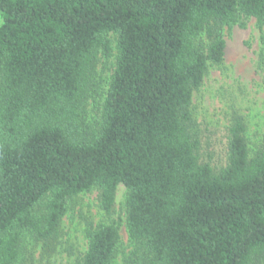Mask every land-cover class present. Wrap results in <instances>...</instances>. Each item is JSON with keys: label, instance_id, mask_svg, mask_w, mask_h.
<instances>
[{"label": "trees", "instance_id": "16d2710c", "mask_svg": "<svg viewBox=\"0 0 264 264\" xmlns=\"http://www.w3.org/2000/svg\"><path fill=\"white\" fill-rule=\"evenodd\" d=\"M249 17L264 27V0H0V264H31L26 236L52 255L68 199L95 187L110 213L119 184L133 264L264 262V131L250 154L233 114L220 169L191 131L223 27ZM101 56L114 65L90 123ZM85 236L75 264H113L118 227Z\"/></svg>", "mask_w": 264, "mask_h": 264}, {"label": "rangeland", "instance_id": "374dc122", "mask_svg": "<svg viewBox=\"0 0 264 264\" xmlns=\"http://www.w3.org/2000/svg\"><path fill=\"white\" fill-rule=\"evenodd\" d=\"M111 37L113 41V35ZM223 38V64L208 67L202 84L192 94L190 104L191 131L199 142V160L210 163L214 169H220L227 163L228 127L233 114H240L244 119L250 154L260 146L264 131V27H258L256 19L249 17L243 25L224 26ZM113 65L114 56L100 57L93 77L95 92L87 103V120L90 123L99 119ZM126 192L124 185L117 186L110 213L100 208L95 187L68 199L60 237L66 242L47 256L39 244L26 236L23 246L28 251L27 263L30 259L31 264H75L86 250L85 230L88 225L105 223L116 225L120 235L113 264H133L131 253L135 244L130 240L126 227ZM65 246L69 250H65Z\"/></svg>", "mask_w": 264, "mask_h": 264}]
</instances>
